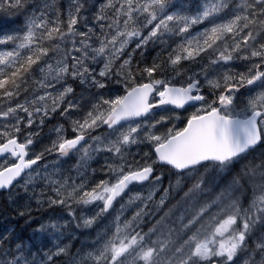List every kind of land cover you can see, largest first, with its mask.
I'll use <instances>...</instances> for the list:
<instances>
[{
    "label": "snow or ice",
    "instance_id": "1",
    "mask_svg": "<svg viewBox=\"0 0 264 264\" xmlns=\"http://www.w3.org/2000/svg\"><path fill=\"white\" fill-rule=\"evenodd\" d=\"M0 17L21 22L0 32V191L63 219L24 205L0 264H264V0H0ZM173 188L187 204L155 219Z\"/></svg>",
    "mask_w": 264,
    "mask_h": 264
},
{
    "label": "rangeland",
    "instance_id": "2",
    "mask_svg": "<svg viewBox=\"0 0 264 264\" xmlns=\"http://www.w3.org/2000/svg\"><path fill=\"white\" fill-rule=\"evenodd\" d=\"M184 1H188L187 3L191 2V0H178V2H184ZM245 63L246 62H242V61L236 62L235 65H234V69L233 70L234 71H244L245 70ZM77 91L78 92L80 91L79 87L77 88ZM192 111H194V109L189 108L187 112H184L183 115L181 116V121H183ZM181 121H177V126H179V127L183 126V123ZM61 122H64V121H61ZM53 123H56V121L53 120V121L49 122L48 124H46V126L44 127V129H43V131L41 133L40 138L33 145V152L42 151L43 148L50 143L51 139L54 138V135L48 134V128L51 127ZM65 124H66V127H67V122H65ZM161 131H163V129H161ZM133 151H135V149H133ZM54 159H56L55 155H47L45 157V160L42 161L41 164L46 163V162H50V161H52ZM75 161H76V157L72 156V157H69L68 159H62L60 161V164L65 169H69L75 163ZM101 163H102V160H101ZM92 167H99V164H97L96 161H93L92 162ZM256 179H257V181L259 180V175H257ZM167 183H168L167 180H165V183H164L165 187L167 186ZM39 187L40 186L38 185L37 190H39ZM222 187H223V185L218 188V187H215L214 185L210 184L209 188H208V191L206 193L202 194V196L206 197L207 199L210 200V199L214 198L221 191ZM186 190H187L186 188H183V189L173 188V190L170 192L167 205L165 206L166 210H167V207H169L171 205H175L177 203L175 200L173 201V199H180V201H181V198L184 195V191H186ZM17 192H19V194H17ZM233 195L234 196H239V195H241V193H240L239 190H235L233 192ZM7 196L10 197V205L13 208V212L15 213V215H13L14 213H12L11 215L10 214L6 215L5 217H6L7 221L8 220L14 221L15 219H17L18 216L16 215V212L21 210L23 208V206L26 205V204L31 206V208L33 210V215L37 216L38 213L36 212V204H35V200L34 199L33 200H29L27 198V196L22 191H19V190H14V191L11 192V194L8 192ZM158 196H159V194H157V198H158ZM250 196H251V194L248 193V191H247L245 196L242 197V203L244 204L245 207H247V203H248V201H245V199L248 198V200H249ZM170 202H171V204L169 205ZM225 202H227V201H225ZM182 204L186 205L187 202L183 201ZM115 208H116V210H118L119 209V204H117L115 206ZM46 209L47 208L42 209L41 210L42 213L40 212L38 214L39 218L40 219L42 218L41 220H45L46 221L49 217H52L54 219H59V222L63 223V219H60V217H61V210L60 209H56L54 211L52 209H47V211H46ZM136 210H137V208L135 206H133V207L128 209V211L125 213V215L126 216H131V214L133 212H135ZM79 211H80V209L77 208V212L78 213H79ZM115 214H116L115 211H113L111 216H109L106 219H101L97 223V225H95L94 228L90 229V230H77V229H75V225L72 224L68 229H66L64 242L65 243L71 242L72 240H70V233L76 232V234L79 237V239L75 240L77 243L74 245L73 251L75 250V248H80L82 242L90 241L91 239L95 238L96 233L99 232V231H102L104 229V227L110 222L111 218L114 217ZM63 216H64V218H67L66 217V213H63ZM158 218H159V216L156 215L155 219H158ZM153 222H154V220H153ZM22 223L24 225L23 221H22ZM5 229H7L9 231V233L15 231L14 230V224L11 225V226L6 227ZM30 231H31V229H29V232ZM81 231L88 232V233H90V235L81 236L80 235Z\"/></svg>",
    "mask_w": 264,
    "mask_h": 264
},
{
    "label": "trees",
    "instance_id": "3",
    "mask_svg": "<svg viewBox=\"0 0 264 264\" xmlns=\"http://www.w3.org/2000/svg\"><path fill=\"white\" fill-rule=\"evenodd\" d=\"M188 1H184L183 3H185V4H188L187 3ZM61 3L63 4V0H61ZM0 19H3V17H0ZM21 27V22L19 21V20H17L15 23H12V24H9V25H7V26H5V27H2V28H0V32H7V31H12V30H15V29H18V28H20ZM261 153H264V148H257L256 150H255V152L254 153H252V155L251 156H249V160H252L253 158H255L256 159V161L258 162L259 161V158H260V156H261ZM245 188H248V185H247V183L245 182ZM248 193H250L251 194V190L250 189H248ZM7 194L8 193H4V192H2V193H0V208L1 207H3L4 209L2 210V208H1V210H0V231H2V230H4L6 227H8L9 226V224H10V226L11 225H13L14 224V230L16 231V232H19L22 228H19V226H20V224L21 225H23L22 224V219H20L19 217H17V219H15L14 221H12L11 223H10V220H8L7 221V219H6V215H9V214H12L11 212H13V208L11 207V205H10V197L9 196H7ZM183 197V196H182ZM202 199H207L206 197H201ZM176 201V202H178V201H180V199H173V201ZM245 201H248V198L247 199H245ZM175 202V203H176ZM181 203H183V201H181ZM171 204V202L169 203V205ZM177 204V203H176ZM8 207V208H7ZM9 209V211H7V210ZM163 211H166V208L165 209H163V210H161L157 215L158 216H160V215H163ZM3 213V214H2ZM14 213V212H13ZM13 215H15V213L13 214ZM5 218V219H4ZM4 220V221H3ZM7 221V222H6ZM6 222V223H5ZM16 222V223H15ZM4 223V224H3ZM17 223H18V225H17ZM6 224V225H5ZM5 225V226H4ZM25 225V224H24ZM10 228V227H9ZM71 243L73 244V245H75L77 242L75 241V240H72L71 241Z\"/></svg>",
    "mask_w": 264,
    "mask_h": 264
},
{
    "label": "bare ground",
    "instance_id": "4",
    "mask_svg": "<svg viewBox=\"0 0 264 264\" xmlns=\"http://www.w3.org/2000/svg\"><path fill=\"white\" fill-rule=\"evenodd\" d=\"M53 124H54V123H53ZM19 207H20V206H19ZM19 207H18V208H19ZM1 208H2V210L4 209L3 207H1ZM1 208H0V210H1ZM7 208H8V207H7ZM15 208H16V207H15ZM6 210H7V209H6ZM17 210H18V209H17ZM21 210H22V209H21ZM7 211H9V209H8ZM46 211H47V209H46ZM53 211H54V210H53ZM11 213H13V212H11ZM41 213H42V211H41ZM46 213H47V212H46ZM2 214H3V213H2ZM10 215H11V214H10ZM37 215H38V214H37ZM53 215H54V214H53ZM42 217H43V216H42ZM44 217H45V216H44ZM12 218H13V217H12ZM4 219H5V218H4ZM41 219H42V218H41ZM3 221H4V220H3ZM6 222H7V221H6ZM6 222H5V223H6ZM8 222H9V221H8ZM11 222H12V221H10V223H11ZM23 222H24V221H23ZM12 223H13V222H12ZM15 223H16V222H15ZM3 224H4V223H3ZM22 224H23V223H22ZM5 225H6V224H5ZM5 225H4V226H5ZM17 225H18V223H17ZM9 226H10V224H9ZM24 227H25V226H24V225H21V224H20V226H19V228H22V229H23ZM10 230H11V229H10ZM15 232H16V231H15Z\"/></svg>",
    "mask_w": 264,
    "mask_h": 264
},
{
    "label": "water",
    "instance_id": "5",
    "mask_svg": "<svg viewBox=\"0 0 264 264\" xmlns=\"http://www.w3.org/2000/svg\"><path fill=\"white\" fill-rule=\"evenodd\" d=\"M66 158H68V157H66ZM63 159H65V158H63ZM0 192H7V191H0Z\"/></svg>",
    "mask_w": 264,
    "mask_h": 264
}]
</instances>
